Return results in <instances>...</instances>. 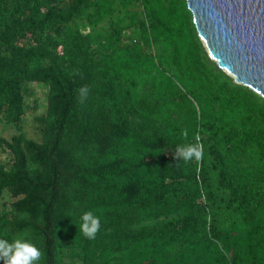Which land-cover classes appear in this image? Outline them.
<instances>
[{
  "label": "trees",
  "instance_id": "1",
  "mask_svg": "<svg viewBox=\"0 0 264 264\" xmlns=\"http://www.w3.org/2000/svg\"><path fill=\"white\" fill-rule=\"evenodd\" d=\"M192 19L186 0H0V238L38 264H264V97ZM197 136L202 162L177 161Z\"/></svg>",
  "mask_w": 264,
  "mask_h": 264
},
{
  "label": "water",
  "instance_id": "2",
  "mask_svg": "<svg viewBox=\"0 0 264 264\" xmlns=\"http://www.w3.org/2000/svg\"><path fill=\"white\" fill-rule=\"evenodd\" d=\"M209 56L264 97V0H186Z\"/></svg>",
  "mask_w": 264,
  "mask_h": 264
},
{
  "label": "clouds",
  "instance_id": "3",
  "mask_svg": "<svg viewBox=\"0 0 264 264\" xmlns=\"http://www.w3.org/2000/svg\"><path fill=\"white\" fill-rule=\"evenodd\" d=\"M89 89L82 87L79 90V102L83 103L88 96ZM182 135L187 137V130L185 129ZM199 136L196 137L197 143L178 145L176 147L174 158L177 161L183 160L189 163L193 160L202 162L204 152L203 144L199 142ZM100 218L88 211L82 214L79 230L89 240L96 238L100 230ZM43 253L40 248L29 241L22 239L7 240L0 238V260L3 264H38L42 259Z\"/></svg>",
  "mask_w": 264,
  "mask_h": 264
},
{
  "label": "rangeland",
  "instance_id": "4",
  "mask_svg": "<svg viewBox=\"0 0 264 264\" xmlns=\"http://www.w3.org/2000/svg\"><path fill=\"white\" fill-rule=\"evenodd\" d=\"M34 89V99H36V108H30L26 111L25 118L23 120L22 127L24 131L31 136L32 138H38L39 132H38V124L36 122L35 116L42 113L44 111V103H45V88L41 87L37 84L32 85ZM30 104L35 103L32 102L31 99H29ZM15 132L12 125H9L8 123H5L3 121H0V134L4 135L6 137H10L11 134ZM0 157L4 158V153H0Z\"/></svg>",
  "mask_w": 264,
  "mask_h": 264
}]
</instances>
